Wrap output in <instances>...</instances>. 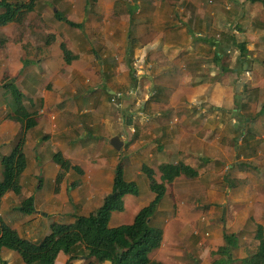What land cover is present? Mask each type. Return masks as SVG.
Returning <instances> with one entry per match:
<instances>
[{
	"label": "crops",
	"instance_id": "1",
	"mask_svg": "<svg viewBox=\"0 0 264 264\" xmlns=\"http://www.w3.org/2000/svg\"><path fill=\"white\" fill-rule=\"evenodd\" d=\"M49 9L80 26L48 17ZM2 32L11 41L0 49V181L2 157L19 136L18 123L7 117L12 105L3 66L23 91L25 109L41 116L25 134L21 189L5 192L0 202L5 223L38 241L52 222L88 215L112 191L121 159L125 178L137 181L140 192L124 196L112 226L130 223L155 196L142 166L159 176L161 164L178 163L198 174L177 176L151 217L163 240L150 258L205 263L194 258L199 245L186 240L195 226L212 229L220 244L226 228L238 246L237 232L224 221L217 227L198 206L223 212L238 205L237 220L245 225L256 188L264 199V0H41L26 24L9 23ZM48 34L56 38L50 44ZM61 41L77 55L66 65ZM72 141L80 145L72 148ZM57 152L71 163L58 188ZM29 197L34 212L19 208ZM69 258L60 252L55 264ZM84 261L81 255L73 263ZM0 264L25 262L3 246Z\"/></svg>",
	"mask_w": 264,
	"mask_h": 264
},
{
	"label": "trees",
	"instance_id": "2",
	"mask_svg": "<svg viewBox=\"0 0 264 264\" xmlns=\"http://www.w3.org/2000/svg\"><path fill=\"white\" fill-rule=\"evenodd\" d=\"M41 0H0V49L7 46L11 36L2 32V28L9 23L16 26L26 24L29 15L36 10L37 3ZM57 19L64 20L67 25L80 26V23L71 21L62 13L55 11ZM38 19H41L39 14ZM45 43L55 41V35L48 34ZM61 56L66 64L77 58L67 46L65 41L60 44ZM4 87L9 91L8 101L12 110L8 118L18 123V141L13 150L2 157L1 167L3 179L0 181V202L5 192L13 190L19 192L21 187L19 177L26 168L25 134L26 131L39 123L41 116L38 112H29L22 104L23 91L10 83L7 65L2 67ZM64 75V69L62 68ZM52 88V82L47 85ZM72 148L80 145L79 141L70 143ZM54 159L61 166V171L56 176L57 188L66 171L71 167L69 159L60 152L55 153ZM264 153L261 154V157ZM124 159H121L115 169L113 187L110 193L104 194L103 204L92 210L88 215H75L73 222L54 221L50 225V231L42 239L32 241L22 237L19 232L5 223L0 216V250L3 246L14 250L25 264H55L60 252L70 254L65 264H74V259L84 255V264H164L158 260H152L149 253L158 248L163 240L162 231L154 227L150 219L157 211L158 205L164 196L171 192L173 180L184 174L194 177L198 171L185 164L163 163L157 171L143 165L148 184L154 192V198L146 206L140 208L130 223L116 226L109 225L113 212L122 211L125 207L124 196L126 194H139L140 187L135 180H128L124 176ZM247 164H241L240 168H247ZM77 171L82 169L75 166ZM75 181V185L80 184ZM21 210L34 212L33 198L22 201ZM255 238L258 240L257 249L252 254L243 258L238 264H264V229L258 225ZM237 235L224 229L222 242L219 245L220 256L211 264H234L236 258L233 249L236 245ZM205 264V263H200Z\"/></svg>",
	"mask_w": 264,
	"mask_h": 264
},
{
	"label": "rangeland",
	"instance_id": "3",
	"mask_svg": "<svg viewBox=\"0 0 264 264\" xmlns=\"http://www.w3.org/2000/svg\"><path fill=\"white\" fill-rule=\"evenodd\" d=\"M48 11L49 12L47 13V16L54 17L53 10L49 9ZM42 32L44 33V31ZM261 173L264 174L263 169H261ZM231 175L232 173L229 175V177H231ZM235 183L237 182L235 181ZM255 190L257 192V199H252L250 201V204H248L251 207V214L245 225L238 222L237 220L236 214L238 205H234L232 208L226 207L225 209H223V212H221L219 209L214 210V212H208V210L206 209L208 207L198 206L200 210L206 213L207 218H210V220L216 223L215 225H217V227H220L224 221V223H226L231 231L237 232L239 244L233 249V254L236 258L234 264H238L240 260L246 258L257 249V240L254 234L257 222L264 223V199L261 200V190H259L258 188H256ZM211 204L212 203H208L206 205H209L210 207ZM121 219L125 220L123 215L121 216ZM114 222H116V217H111L109 225L112 226ZM210 230L212 229L207 226L201 229L198 228V226H195L189 232V239H186L188 241L192 240L193 242L197 243V245H199L201 251L197 250L194 253V258L198 260V262L211 264L217 257V246L220 244V240L215 237L212 238Z\"/></svg>",
	"mask_w": 264,
	"mask_h": 264
},
{
	"label": "built area",
	"instance_id": "4",
	"mask_svg": "<svg viewBox=\"0 0 264 264\" xmlns=\"http://www.w3.org/2000/svg\"><path fill=\"white\" fill-rule=\"evenodd\" d=\"M131 93H132V91H131ZM118 96H122V94L121 93H118ZM118 96L117 97H114L113 100L114 101H117L118 100Z\"/></svg>",
	"mask_w": 264,
	"mask_h": 264
}]
</instances>
